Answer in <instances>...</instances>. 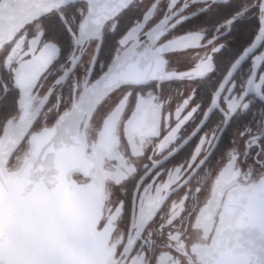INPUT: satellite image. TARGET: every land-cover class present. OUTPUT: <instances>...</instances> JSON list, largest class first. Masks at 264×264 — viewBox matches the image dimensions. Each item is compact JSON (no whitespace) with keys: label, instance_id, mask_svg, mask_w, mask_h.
I'll return each instance as SVG.
<instances>
[{"label":"snow or ice","instance_id":"1","mask_svg":"<svg viewBox=\"0 0 264 264\" xmlns=\"http://www.w3.org/2000/svg\"><path fill=\"white\" fill-rule=\"evenodd\" d=\"M4 165L0 264H264V0H0Z\"/></svg>","mask_w":264,"mask_h":264},{"label":"clouds","instance_id":"2","mask_svg":"<svg viewBox=\"0 0 264 264\" xmlns=\"http://www.w3.org/2000/svg\"><path fill=\"white\" fill-rule=\"evenodd\" d=\"M20 172V168H8L6 165L0 166V179H2L7 186L10 179H16L17 174ZM10 242V237L7 232L3 236V243L7 245Z\"/></svg>","mask_w":264,"mask_h":264},{"label":"flooded vegetation","instance_id":"3","mask_svg":"<svg viewBox=\"0 0 264 264\" xmlns=\"http://www.w3.org/2000/svg\"><path fill=\"white\" fill-rule=\"evenodd\" d=\"M192 54L195 55V52H193ZM173 87H180V85H178V84L177 85H173ZM192 183H193V186H195L196 181L193 180ZM181 195H182V193H181ZM173 199H177V196H173ZM201 199H203V196H201Z\"/></svg>","mask_w":264,"mask_h":264}]
</instances>
